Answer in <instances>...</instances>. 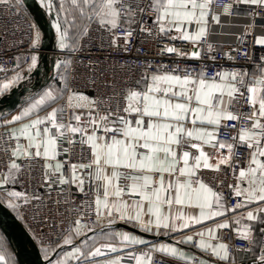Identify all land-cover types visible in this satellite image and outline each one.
I'll list each match as a JSON object with an SVG mask.
<instances>
[{"label":"snow or ice","instance_id":"obj_1","mask_svg":"<svg viewBox=\"0 0 264 264\" xmlns=\"http://www.w3.org/2000/svg\"><path fill=\"white\" fill-rule=\"evenodd\" d=\"M21 0H14L13 6L18 7ZM214 0H149L146 7L135 6L132 0H70L71 7L65 6L64 0L56 11V22L53 27L57 32V46L60 50H67L64 59L54 63L59 80L64 82L63 88L49 86L33 98L27 107L13 116L6 124L21 122L19 128H13L10 136L17 141L12 149V161L8 170L0 176V187L16 182V173L20 165L16 159L43 157L46 161L56 160L61 154L58 141L67 138L69 145L76 143L72 135L79 134L81 145H88L90 159L87 162L70 164L71 177L66 179L63 174L65 162L56 160L53 165L46 163L45 167L52 175L59 173L58 181L61 185L75 184L80 192H84L86 181L89 191L94 192V200L88 204V209L95 212L97 219L109 218V225L120 221L136 225L145 233L154 235H169L170 233L188 228L191 224H200L214 217L225 216L228 211L235 213L239 209L246 211L231 219L236 225L241 221H259L264 224V63L258 72L249 76L247 71L220 70L209 76L204 67L195 69H168L166 65H159L154 70L146 65L145 73L135 81V87L123 90L124 104L119 99L113 109L108 101L91 99L87 95L78 93L68 84V76L73 56L78 51V41L69 43L70 23L68 15L78 12L89 21L95 20L100 28L112 34V45L119 46L121 38L116 30L122 25L124 50L127 51L129 38L135 29L133 24H140L139 31L152 34L151 29L141 22L146 13L153 17V25L157 33L167 36L171 40H182L193 45L188 52L183 48L165 46L161 54H174L181 59L200 60L202 51L197 50L207 43L208 17L219 23V17L211 13ZM13 0H0V5L8 6ZM41 5L53 10L52 0H40ZM235 3L264 8V0H235ZM234 5L225 8L227 13ZM60 13H65L64 21L59 19ZM253 17L257 13H252ZM137 17H140L138 19ZM195 25V28H193ZM73 27H78L73 24ZM253 25L246 26L245 35ZM87 27L80 35L86 34ZM177 33L173 36L171 33ZM243 39V37H241ZM40 43V32L34 33L32 48ZM255 44L264 45V37H258ZM214 48L208 44V52ZM228 55V54H226ZM246 55V53H245ZM215 60V56H208ZM229 59H233L228 55ZM264 61V57H261ZM19 67V64L17 65ZM38 69V55L32 53L27 62V72ZM2 70V69H0ZM25 75L16 72L6 82L0 83V95L18 86ZM120 94L117 93L118 97ZM66 97V106L70 110L68 122L64 121V107H52L46 111L44 106L54 104L58 99ZM115 98V97H114ZM241 99L252 109V114L245 115L233 112L232 106ZM101 106L106 110L101 113ZM44 110V115L39 112ZM25 118H28L27 122ZM245 123L237 126L238 122ZM75 121V123H72ZM237 122L229 124L227 122ZM221 127L235 132L231 142L219 137ZM21 137L26 138L27 145H21ZM211 146L218 156H210L204 146ZM238 147H246L248 158L246 167L239 168L236 176L237 183L229 185L232 194L238 198V203L229 209L224 203L221 193L203 182L199 175L201 169L220 171L221 165H228L233 172L237 171L233 160ZM35 151H32V150ZM227 150V155L220 150ZM195 150V153L193 152ZM69 152V149H63ZM51 179L48 172L45 173ZM7 206L18 210L19 205L14 200L23 198L25 203L30 197L18 191H7ZM199 209L198 215L185 216L183 213L173 215L174 205ZM94 205V208H93ZM256 205V207H251ZM167 210V211H165ZM83 216L73 221L72 227L63 237L64 245H72L71 251H64L59 258L50 257V249L42 248L47 264H68L70 259L79 260L81 256L89 257L104 255L101 248L94 251H84L88 246L87 239L77 245V237L86 234L89 226L82 223ZM177 221L181 223L177 224ZM227 220L216 225L217 229L229 228ZM163 230V231H162ZM253 225L245 224L237 228L238 234L247 240H252ZM260 231L264 233V228ZM215 229L209 228L205 240V232H198L200 237L194 247L201 252H207L220 261L229 260V246L223 242L211 243L216 239ZM118 240V244H109L107 252L119 253L123 248L134 245H144L146 250L129 251L125 255H116L102 262V264H122L125 259L135 261V264H154L153 254L161 253L178 257L192 264H197L195 257L188 256L174 244L151 243L143 237L130 232L117 231L106 234ZM194 241L193 235H187L179 244H189ZM264 264V250L260 256ZM0 264H5V255L0 254ZM198 264H207L199 260Z\"/></svg>","mask_w":264,"mask_h":264},{"label":"built area","instance_id":"obj_2","mask_svg":"<svg viewBox=\"0 0 264 264\" xmlns=\"http://www.w3.org/2000/svg\"><path fill=\"white\" fill-rule=\"evenodd\" d=\"M133 5L137 3L140 7H146L149 0H132ZM10 3L8 6L0 5V83L7 81L16 74L22 72L26 79L30 81V74L27 72V62L32 53H40L39 46L32 48V40L37 29L34 21L22 6L18 7ZM228 5H234L226 13L225 8ZM213 13L219 17H231L236 11H242L253 25L264 27V8L248 6L235 3V0H214L212 3ZM257 15L253 17L252 13ZM140 19V17H137ZM142 23L150 28L152 34L139 31L140 24H133L135 29L133 35L129 38L127 51L124 50L125 41L123 39V29L127 25H122L116 30V35L121 38L117 41V46L112 45V34L100 28L95 20L89 21L86 34L78 38V51L68 58L72 59V65L67 73L68 84L78 93L87 94L91 99H102L108 101V104L114 109L117 99L121 105L124 104L123 90L129 87H135V81L140 79L145 73L146 65H151L154 70L159 65H166L168 69L189 68L199 71L201 67L209 76L214 75L220 70H240L247 71L251 69L259 70L264 61V46L255 44L256 37L253 33L247 35L241 34L236 43L218 47L207 39V43L199 47L202 51L200 60L181 59L174 54L163 53L161 49L165 46L183 48L190 52L191 44L177 40H171L168 37L158 34L153 25V17L150 13L143 15ZM243 37V39H241ZM208 44L214 48L213 52H208ZM67 53V52H66ZM246 53V55H245ZM233 57L229 59L228 55ZM208 56H215V60L208 59ZM19 64V67L17 65ZM250 78V74L246 79ZM22 81V82H23ZM120 95L117 97L116 94ZM115 97V98H114ZM57 107H64V121L68 122L70 110L66 106V97L63 98ZM106 110L101 106V113ZM233 112L251 115L252 109L241 99L234 103L231 109ZM75 123V121H72ZM229 126L233 123L227 122ZM245 123L244 120L238 122L237 126ZM11 130L7 126H0V176L8 170V164L12 161V149L17 141L11 138ZM235 132L229 128L221 127L219 137L231 142V137ZM79 134L72 135L76 143L69 145L67 138L58 141L59 151L58 161L64 164L63 174L66 179H70V164L87 162L90 159V149L88 145L78 143ZM69 149V152H63V149ZM195 153V151L193 150ZM227 155V150H220ZM211 156L213 161L218 153L212 149ZM235 156L239 158L233 160L237 171L234 173L228 165H221L220 171L211 169H201L199 175L203 182L212 187L215 191L221 193L224 197L226 206L231 209L238 203V198L232 194L229 185L237 183L236 176L239 168L246 167L248 150L246 147H238ZM20 165V170L16 173V182L13 183L18 192L24 193L30 197V201L25 203L23 198L14 200L19 205L18 210L14 211V216L21 226L29 234L31 239L37 245L40 251L42 248L53 245L56 241L63 238L68 231L74 227L73 221L83 216L82 223L89 228L93 227L97 221L95 212L88 209V204L94 200V192L89 191V183L86 181L82 193L79 189H71L70 183L61 185L58 181L59 173L52 175L48 179L45 175L46 160L41 157L26 158L20 156L16 159ZM12 188L10 184L0 187V194ZM94 208V205H93ZM11 209V208H9ZM228 211L224 216L229 222L233 216H239L241 213ZM214 242H223L229 246V260L226 264H232L233 256L237 252L250 249V240L243 239L237 233L230 229L220 230ZM196 244L194 237L193 246ZM261 251L264 250V239L260 242ZM196 258L198 264L199 258ZM154 264H186L184 260L173 261L162 256H153ZM187 264H192L191 261Z\"/></svg>","mask_w":264,"mask_h":264},{"label":"crops","instance_id":"obj_3","mask_svg":"<svg viewBox=\"0 0 264 264\" xmlns=\"http://www.w3.org/2000/svg\"><path fill=\"white\" fill-rule=\"evenodd\" d=\"M37 1L40 3V0H37ZM68 1L70 2V0H68ZM70 7L71 6H68V8H70ZM50 13H51L50 15H52L54 18L53 19V24H54L56 22L57 17L53 14V12H50ZM211 13L214 14L213 9H212V4H211ZM214 15H216V14H214ZM216 16H218V15H216ZM85 22L86 21L84 20V23ZM248 25H253V24L246 17V15H244V13H242V11H236L235 15H232L231 17H219V23L214 21L212 19V16L209 15L208 25H207V27H208L207 39L210 42L216 44L218 47L235 44L238 37L241 34H245V29H246V26H248ZM193 28H195V25H193ZM250 32L253 33L256 38L264 37V27H259L257 25H253V27H251V29L249 30L248 33H250ZM171 35L175 36V35H177V33L173 32V33H171ZM177 41L185 42L182 40H177ZM187 43H189V42H187ZM189 44H191V43H189ZM260 46H264V45H260ZM191 49L193 50L192 44H191ZM198 49H199V47H198ZM254 72H258V70L256 71L254 69H251V71L249 72L250 77H251V74ZM4 82H6V81H4ZM52 82L53 81L51 80L50 83L53 84ZM84 95H87V94H84ZM0 96H2V95H0ZM34 96H36V94L32 95L30 98H28L24 102V104H22L20 107H18L13 112L6 113V114L0 116V126H7V127H9L10 130H12L13 128H19L21 122H14L12 124H6L5 122L11 121L13 116L19 114L23 108L27 107L28 104L31 102L30 99ZM87 96L89 97V95H87ZM61 100L62 99H60L59 102ZM59 102L57 101L54 104L50 103L49 105L44 106V108L46 111H51L52 107H57ZM44 114H45L44 110L39 112V115H44ZM27 120H28V118H25L24 122H27ZM19 143L21 145L26 146L28 141L26 140V138L21 137L19 140ZM212 149L213 148L211 146H207V145L204 146L205 152H207L210 156L212 153ZM32 151H35V150L33 149ZM41 158H43V157L41 156ZM56 160H58V156H57ZM56 160H48V161H46V163H51L54 165L56 163ZM210 162H214V161H210ZM47 172L51 173L48 169H47ZM10 185L12 187V188L9 187L10 190L18 191L14 187L13 183H10ZM69 185H70L71 189H74V188L78 189L75 184L70 183ZM0 196L2 198L6 199V202L8 201L7 191L3 192V194H0ZM0 201H1V199H0ZM1 202L9 209V207L7 206L6 203H4L3 201H1ZM224 203H225V201H224ZM251 207L254 208V207H256V205H252ZM242 210H244V209H239L237 211L240 212ZM165 211H167V210H165ZM172 213H173V215H175L176 213H183L185 216L198 215L199 209H196L194 207H190L187 204H185L183 206L174 205L172 208ZM261 215H264V214H261ZM225 220L226 219H224V216L214 217L212 219L205 220L200 224H191L188 228L179 230V231L174 232V233H170L169 235L157 236V235H154L152 233H145V232L141 231L134 224L125 223L123 221H120L118 217H117L116 223L109 225V218L103 217L99 220L97 219L95 225L93 227L89 228L86 231L85 235L77 237L75 240V243L77 245H80V244H83L84 241L87 239L88 246L84 249V251H86V252L87 251H94L95 248L99 247V248H101L102 252H104L105 254L101 255V256H97V257H89L87 260H85L84 257L81 256L79 260L70 259L68 264H102L103 261H105L109 258H113L116 255H125L127 252L133 251V250H136L137 253H139V251L146 250V246H144V245H134L130 248H123L122 251L119 253L107 252L105 246L109 245V244H118V240H116L115 238H110L106 234L109 232H117V231L130 232L136 236L143 237L145 240L150 241L151 243L163 242V243H168V244H174L176 247H178L179 249L184 251L188 256L198 257L199 260L207 261V264H226L225 263L226 261H220L217 257L211 256L207 252H201L198 247L193 246V242L189 243V244H179L178 243V241L182 240L187 235H193L194 237H196V243H198V241L200 239V237L198 235H196V233H198V232H205L204 238L206 241H208L209 238L207 235V230L209 228L215 229L214 235L217 238L219 231L223 230V229H217L216 225L218 223L225 222ZM179 223H181V221H177V224H179ZM228 223L230 226L227 229H230L232 232L237 233V234H238L237 228H242L243 225L248 224V223H251L253 225V230H252L253 239L250 240V242H251L250 249H248L246 251H242V252H237L233 256L232 264H261L260 256L262 254V251H261V247H260V242L262 239H264V233H262L260 231V229L264 228V224H260L259 221L248 222L246 219L241 221V225H236L234 221L232 223L228 221ZM0 236L3 237V235H1V232H0ZM214 241H215V239H213L209 242L217 243ZM72 247H73L72 245H64L63 244V238H61L58 241H56L53 245L48 247L50 249L49 255L53 259L59 258L60 256L63 255L64 251H71ZM155 255L162 256V257H165V258L173 260V261L181 260L178 257H173L170 255H165V254H161V253H154L153 256H155ZM9 257H10V255H9ZM7 261H8V258L5 259V264H8ZM9 262H11V260ZM122 264H135V261H129V260L125 259L124 261H122Z\"/></svg>","mask_w":264,"mask_h":264},{"label":"water","instance_id":"obj_4","mask_svg":"<svg viewBox=\"0 0 264 264\" xmlns=\"http://www.w3.org/2000/svg\"><path fill=\"white\" fill-rule=\"evenodd\" d=\"M21 4L34 21L41 35L38 69L30 74L32 84L21 82L0 96V116L13 112L24 102L45 88L54 74L57 53L53 16H48L37 0H21ZM0 232L6 239L17 264H47L41 251L21 226L14 214L0 202Z\"/></svg>","mask_w":264,"mask_h":264},{"label":"rangeland","instance_id":"obj_5","mask_svg":"<svg viewBox=\"0 0 264 264\" xmlns=\"http://www.w3.org/2000/svg\"><path fill=\"white\" fill-rule=\"evenodd\" d=\"M65 2V5L68 7V6H71L70 5V2L68 0H64ZM52 3L54 5V8L53 10L49 11L48 9L44 8L41 3L40 5L45 9V11L47 12L48 16H50V12H53V14L56 16V11L61 3V0H52ZM65 13H60V16H59V19L61 20V23H63L64 21V17H65ZM57 17V16H56ZM68 20L70 21L69 25L70 27L69 28V43H72L73 40H77L78 41V38L80 37V33L82 32V30L85 28L86 24L89 22V20H87V18L85 16H81L78 12H73L72 14L68 15ZM84 20L86 21L84 23ZM83 23V24H81ZM75 24L77 26H81L80 28L79 27H73L72 25ZM55 30V33H56V43H57V32H56V29ZM40 42H41V35H40ZM39 49H40V43H39ZM57 53L55 55V62L58 60V59H64L66 57V52L67 50H60L57 46ZM40 53H38L37 55L39 56ZM38 61H39V57H38ZM67 75V73H66ZM55 76V77H54ZM52 83H49V85H47V87H49L50 85L55 87V88H58L60 89L61 88V85H63V82L59 80V77L57 75V70L55 69L54 67V74H53V77H52ZM47 87L43 88L42 91L44 89H46ZM42 91H39L38 93H36V96L32 97L30 99V101H32L33 98H38V94L41 93ZM0 199L1 201H3L4 203L7 204L6 202V199L2 198L0 196ZM0 201V202H1ZM2 203V202H1ZM3 204V203H2ZM4 205V204H3ZM10 253V254H9ZM0 254H3L5 255V259L8 258V261L7 263L8 264H14L13 261L9 262L11 257L13 258V253L6 241L5 238H3L2 236H0ZM10 255V257H9ZM41 255L42 257L44 258V254H43V251L41 252ZM10 258V259H9Z\"/></svg>","mask_w":264,"mask_h":264},{"label":"trees","instance_id":"obj_6","mask_svg":"<svg viewBox=\"0 0 264 264\" xmlns=\"http://www.w3.org/2000/svg\"><path fill=\"white\" fill-rule=\"evenodd\" d=\"M81 24H83V23H81ZM69 25V24H68ZM67 25V26H68ZM68 27H70V26H68ZM79 28L81 27V26H78ZM83 31V30H82ZM80 36V35H79ZM63 86H64V82H63V85H61V88H63ZM60 100V99H59ZM59 100H58V102H59ZM13 214H14V211L12 210V209H9ZM2 235V234H1ZM42 252V251H41ZM11 261H13V263L14 264H17L16 263V260H15V258H14V256H13V258L11 257V259H10Z\"/></svg>","mask_w":264,"mask_h":264},{"label":"flooded vegetation","instance_id":"obj_7","mask_svg":"<svg viewBox=\"0 0 264 264\" xmlns=\"http://www.w3.org/2000/svg\"><path fill=\"white\" fill-rule=\"evenodd\" d=\"M28 84H32L33 83V79H30V81H28Z\"/></svg>","mask_w":264,"mask_h":264}]
</instances>
